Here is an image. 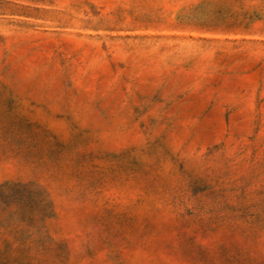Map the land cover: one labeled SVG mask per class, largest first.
<instances>
[{
    "label": "rangeland",
    "instance_id": "obj_1",
    "mask_svg": "<svg viewBox=\"0 0 264 264\" xmlns=\"http://www.w3.org/2000/svg\"><path fill=\"white\" fill-rule=\"evenodd\" d=\"M0 264H264V0H0Z\"/></svg>",
    "mask_w": 264,
    "mask_h": 264
}]
</instances>
